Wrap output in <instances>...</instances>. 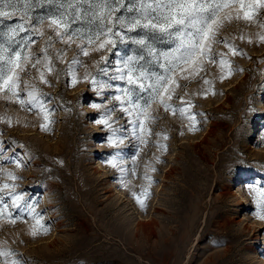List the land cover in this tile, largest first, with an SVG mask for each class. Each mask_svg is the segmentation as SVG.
Listing matches in <instances>:
<instances>
[{"label": "rangeland", "instance_id": "374dc122", "mask_svg": "<svg viewBox=\"0 0 264 264\" xmlns=\"http://www.w3.org/2000/svg\"><path fill=\"white\" fill-rule=\"evenodd\" d=\"M63 2L73 18L76 7L92 10L82 0ZM58 7L43 0L31 11L46 15ZM117 15H125V9ZM90 19L75 20L71 27L86 34L95 27ZM258 20L264 22V12ZM12 24L4 19L0 29ZM262 31L258 23L244 22L223 30L245 54L227 56L231 67L242 71L228 75L225 70L222 80L221 69L206 64L201 75L210 84L199 77L181 81L186 87L177 90L178 96L192 101L195 122L160 108L148 143L141 144L131 118L113 101L116 111L110 115L123 143L112 147L107 143L110 130L96 123L102 110L90 105L108 103L117 88L126 86L110 78L118 74L122 57L132 54V46L118 43L110 53L78 55L97 80L113 86L97 96L86 82L71 83L68 61L78 53L76 44L58 60L56 50L66 46L45 29L55 41L48 50L55 72L48 74L51 86L31 82L47 94L43 102L51 111L50 130L40 129L43 120L35 109L0 97V118L11 119V125L0 119V165L22 177L14 181L17 191L36 203L48 231L29 235L34 222L14 212L27 223L0 219V248L13 250L22 264H264V221L254 215L257 208L247 190L248 185L264 186V43L256 37ZM241 32L245 39H240ZM35 39L33 51L38 52L43 39ZM214 47L227 52L223 44ZM102 54L108 59L100 64L105 71L99 72L92 65ZM73 67L82 76L84 69ZM29 71L25 79L36 75ZM203 91L208 95H199ZM172 104L183 106L178 98ZM193 123L198 130L189 131ZM117 152L123 172L107 163ZM4 157L26 166L16 168ZM5 179L0 175V182Z\"/></svg>", "mask_w": 264, "mask_h": 264}, {"label": "snow or ice", "instance_id": "6c2138e0", "mask_svg": "<svg viewBox=\"0 0 264 264\" xmlns=\"http://www.w3.org/2000/svg\"><path fill=\"white\" fill-rule=\"evenodd\" d=\"M88 3L92 9L90 13L79 7L73 13L64 9L63 0H47L49 4H59L54 12L46 15H33L32 7L43 3V0H0V18L12 20V25H5L0 29V97L6 102L18 104L28 111L36 110L43 122L39 125L42 131H49L52 123L51 111L44 104L43 93L32 80L39 81L41 85L51 86L48 74L55 72L49 48L52 47L53 36H46L45 29L55 35V39L66 47L57 49L56 59L63 60L67 55V48L74 43L78 53H74L68 61V71L73 86L81 81L92 86L97 96L103 95V90L112 88L107 81H99L89 70V66L83 63L78 55L91 57L93 53H110L116 45H130L131 55H125L120 61V67L116 69L117 75L110 79L125 81L124 87L117 88L108 103H92L93 109H101V118L96 120L99 125L108 128L111 135L108 145L115 147L123 143V139L117 135L118 129L113 127V117L110 115L116 111L131 118L133 135L141 144H147V137L152 134L150 124L158 119L157 112L162 108L165 112H171L173 116L179 112L181 117H186L195 122V114L190 113L193 107L191 100L185 96H178V89L186 87L181 81L191 82L196 78L204 80V84L210 81L201 74L205 71L206 64L217 65L221 69L220 79H226L234 71H242L240 68H232L227 59L232 55H245L235 46L228 36L222 35L227 25L234 22L258 23L264 30V22L258 20L261 12H264V0H82ZM74 7L68 3V9ZM125 9V15H117ZM17 12L21 13L16 22ZM90 15L89 24L94 25V30L89 29L85 34L81 29L71 27L75 20L87 18ZM0 19V24H4ZM23 34V35H21ZM36 37L43 39V45L39 51H33L37 44ZM257 40L264 43V31L256 34ZM240 39H245L241 32ZM78 41V42H77ZM251 43V38H248ZM223 44L227 52H217L215 45ZM164 45L165 47H159ZM107 55H100L93 61L92 67L99 72L105 69L100 64L107 61ZM76 67L84 69L82 76L75 70ZM35 71L31 79L24 77L30 75L29 70ZM212 94H215L213 91ZM187 95V93H186ZM199 95L207 96L208 92H200ZM178 98L183 106H174L172 101ZM116 102V104L113 103ZM5 119V118H0ZM5 122L11 125V119ZM189 131L198 130L194 123L189 125ZM157 136L168 137L162 133ZM158 147L166 150V145L158 143ZM139 154H137L138 156ZM136 156L133 157L135 164ZM3 159L14 163L16 168L25 167L22 161L14 157ZM122 159L119 152L107 163L118 168L121 172L124 168L120 165ZM159 158L157 157V160ZM155 171V169H152ZM0 175L6 177L0 182V219H7L8 223L16 224L17 221L27 223L25 217L15 213H24L34 223L29 227L28 234L35 237L46 233L41 214L34 202H29L30 197L17 191L18 185L14 181L22 179L13 171L0 165ZM151 179L150 177H146ZM248 192L252 195L257 211L254 215L264 221V186L248 185ZM146 195V191L144 192ZM7 196L9 201H5ZM143 206V201L136 197ZM0 264H22L15 258L11 249L0 248Z\"/></svg>", "mask_w": 264, "mask_h": 264}]
</instances>
